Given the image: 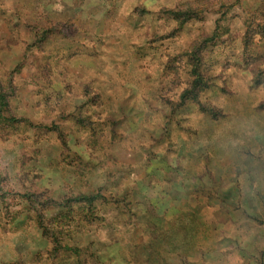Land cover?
Listing matches in <instances>:
<instances>
[{
    "label": "rangeland",
    "instance_id": "374dc122",
    "mask_svg": "<svg viewBox=\"0 0 264 264\" xmlns=\"http://www.w3.org/2000/svg\"><path fill=\"white\" fill-rule=\"evenodd\" d=\"M0 264H264V0H0Z\"/></svg>",
    "mask_w": 264,
    "mask_h": 264
}]
</instances>
